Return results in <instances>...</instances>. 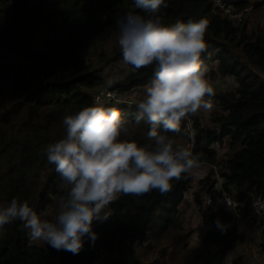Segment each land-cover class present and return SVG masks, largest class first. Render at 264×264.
Wrapping results in <instances>:
<instances>
[{"label":"trees","instance_id":"1","mask_svg":"<svg viewBox=\"0 0 264 264\" xmlns=\"http://www.w3.org/2000/svg\"><path fill=\"white\" fill-rule=\"evenodd\" d=\"M165 2L167 7L158 13L165 23L209 21L208 47L201 59L207 67L213 64L219 76L235 82L231 90L215 93L213 100L220 110L209 121L216 129L191 117V150L200 154V164L212 167L199 180L201 193H193L195 201L226 192L248 208L253 197L264 198V80L254 72L255 68L264 72V27L248 29L246 13L236 22L220 15L210 0ZM229 3L245 12L248 6L256 9L262 4ZM128 11L148 15L135 8L134 0H0V207L18 198L28 200L40 214L46 204L67 196L68 188L42 150L65 134V115L93 103L103 82L95 51L109 61H123L115 22ZM109 42L114 45L107 51L103 46ZM153 71L132 69L123 81L109 87L125 93L146 86ZM127 104L131 103H106L131 121L137 104ZM140 128L143 133L137 130L136 138L146 143L147 126ZM179 136L189 137L184 123L175 138ZM226 139L227 148L220 151L217 146ZM218 175L220 187L216 186ZM191 184L192 174H184L166 194L154 190L141 196L122 195L109 206L111 218L96 225L98 239L94 243L86 239L83 250L75 255L44 243L29 244L28 230L19 220L5 225L0 264H139L136 248L147 237L178 226L174 215ZM205 219L210 228L187 251L184 264H223L228 252L244 240L232 211L220 209L205 214ZM217 219L227 226L226 231L217 228ZM180 235L177 241L188 237ZM230 264L244 262L235 256Z\"/></svg>","mask_w":264,"mask_h":264},{"label":"clouds","instance_id":"2","mask_svg":"<svg viewBox=\"0 0 264 264\" xmlns=\"http://www.w3.org/2000/svg\"><path fill=\"white\" fill-rule=\"evenodd\" d=\"M134 5L148 15L128 11L117 17V43L124 64L137 71L154 70L145 96L131 121L100 96L62 118L65 134L42 150L68 188L55 218L38 214L28 200L12 198L0 207V229L19 220L28 230L29 244L44 243L78 254L86 239L93 243L98 239L96 225L111 218L109 206L122 195L141 196L154 190L166 194L173 181L200 167V154L178 143L175 136L181 134L183 122L190 127L191 117L214 108L215 88L201 59L208 47L209 21L165 23L158 15L161 7H167L165 0H134ZM141 125L148 129L143 135L146 143L136 138ZM222 145L227 148V139ZM252 207L260 213L264 203L254 202ZM216 226L226 231L219 219Z\"/></svg>","mask_w":264,"mask_h":264},{"label":"rangeland","instance_id":"3","mask_svg":"<svg viewBox=\"0 0 264 264\" xmlns=\"http://www.w3.org/2000/svg\"><path fill=\"white\" fill-rule=\"evenodd\" d=\"M251 4L262 3L259 8L247 7L246 18L244 22L247 24V28H262L264 27V1L263 0H249ZM222 15V14H220ZM223 16V15H222ZM243 22V23H244ZM237 24V23H236ZM114 44L109 42L104 45L107 51H110ZM101 51H95V65L100 69V74L103 76L102 86H108V81L111 80L112 84H117L123 81L132 71L131 66L126 65L123 61L114 62L105 59V57H99L98 53ZM96 67V68H97ZM208 76L211 79L215 88V93L220 91L231 90L235 86L234 79L231 77H221L214 71V66L208 65ZM254 72L262 74L258 68L254 69ZM259 75V76H260ZM147 86V85H146ZM146 86L132 88L131 90L120 93L123 99L130 100L131 104H138L145 96ZM215 99V98H214ZM214 108L211 112L200 113L197 118L200 122L207 126V128L216 129V125L209 121L212 113H219V107L216 106L215 101ZM191 127V126H190ZM143 133L142 128H138ZM186 130L189 131L188 125ZM194 131H189V137L179 136L176 137L177 142L183 144L186 147L192 146ZM217 146V145H216ZM219 148L224 147L217 146ZM224 149V148H223ZM220 152V151H219ZM221 153V152H220ZM223 157V155H218ZM212 167L206 164H200V167L192 173V184L186 193V198L179 205L177 212L175 213V222L177 227L171 225L168 231L162 233V235L152 236L146 238L141 246L136 248V253L139 259V264H184V256L187 251L194 248L198 242L199 236L210 228V225L205 219V208L202 205V201L197 203L195 201L193 193L197 191L201 193L199 180L204 178ZM214 172H218V168H213ZM197 194V195H198ZM232 194V193H231ZM199 197V196H198ZM201 198V196H200ZM199 198V199H200ZM232 198L234 195L232 194ZM255 197L251 200V205L248 208L240 207V211H244L245 215L251 208ZM202 200V199H201ZM58 200H55L53 204H46L41 211V215L48 219H54L58 213ZM241 212H237L236 225L239 233L244 235V240L240 242L235 249H231L224 259L223 264H230V261L235 256H241L244 264H264V249L262 243H264V215L259 216V219L254 222H249L244 216H240ZM1 230V229H0ZM2 232V231H1ZM188 234L185 240H178L180 234ZM180 235V236H181Z\"/></svg>","mask_w":264,"mask_h":264},{"label":"built area","instance_id":"4","mask_svg":"<svg viewBox=\"0 0 264 264\" xmlns=\"http://www.w3.org/2000/svg\"><path fill=\"white\" fill-rule=\"evenodd\" d=\"M212 5L218 9L219 13L222 14L224 17L229 16L232 20L236 22H240L243 20L245 16L244 10L236 9L230 4V0H210ZM97 96H100L101 100L105 103H131L128 99H123L121 94L118 93V91L111 89L106 86H99L97 90L95 91L93 95V102ZM192 119V118H191ZM190 119V126H188L189 131H192V124ZM186 126L189 125L188 121L183 122ZM221 185V178L218 176V181H216V186L220 187ZM264 203V198L262 196H257L253 203ZM231 204V207L229 204ZM253 205V204H252ZM239 204L235 199L232 198L231 194H228L226 192H223L219 195H216L214 197H205L203 199V207L205 208V213H213L217 212L220 209L224 210H232L234 213L237 214L239 211L238 209ZM264 213V210H262L260 213H256V211L251 208L248 210L247 214L245 215V218L249 221L255 220L257 217L261 216Z\"/></svg>","mask_w":264,"mask_h":264},{"label":"water","instance_id":"5","mask_svg":"<svg viewBox=\"0 0 264 264\" xmlns=\"http://www.w3.org/2000/svg\"><path fill=\"white\" fill-rule=\"evenodd\" d=\"M256 73V72H255ZM262 74L260 75V74H258V73H256L257 75H260V77L264 80V72H261Z\"/></svg>","mask_w":264,"mask_h":264},{"label":"crops","instance_id":"6","mask_svg":"<svg viewBox=\"0 0 264 264\" xmlns=\"http://www.w3.org/2000/svg\"><path fill=\"white\" fill-rule=\"evenodd\" d=\"M224 150H225V148H224V149L222 148L220 151H224ZM1 233H2V232H1V230H0V235H1Z\"/></svg>","mask_w":264,"mask_h":264}]
</instances>
